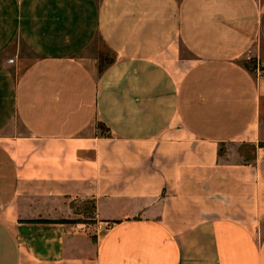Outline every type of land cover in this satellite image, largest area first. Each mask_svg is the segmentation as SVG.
I'll list each match as a JSON object with an SVG mask.
<instances>
[{
  "label": "crops",
  "instance_id": "crops-1",
  "mask_svg": "<svg viewBox=\"0 0 264 264\" xmlns=\"http://www.w3.org/2000/svg\"><path fill=\"white\" fill-rule=\"evenodd\" d=\"M263 68L264 0H0V264H264Z\"/></svg>",
  "mask_w": 264,
  "mask_h": 264
},
{
  "label": "rangeland",
  "instance_id": "rangeland-1",
  "mask_svg": "<svg viewBox=\"0 0 264 264\" xmlns=\"http://www.w3.org/2000/svg\"><path fill=\"white\" fill-rule=\"evenodd\" d=\"M99 56L101 60L108 59V57H105L103 54H100ZM246 65L251 68L252 66L255 65V61L251 60L250 58L249 62H246ZM244 149L247 151V153H250V147H245ZM69 204L72 206V211H73V214L70 215L69 217H72L75 220L87 221L90 217L93 216V208H92L93 201L92 200L75 199L69 202Z\"/></svg>",
  "mask_w": 264,
  "mask_h": 264
},
{
  "label": "trees",
  "instance_id": "trees-1",
  "mask_svg": "<svg viewBox=\"0 0 264 264\" xmlns=\"http://www.w3.org/2000/svg\"><path fill=\"white\" fill-rule=\"evenodd\" d=\"M110 61V59L108 58L107 60H101V58H100V66H99V69H100V71L102 70V67H103V65H104V62L106 63V62H109ZM261 145H264V143H261ZM94 207H95V205H94V202H93V205H92V208H93V210H94ZM92 219H88L87 221H85V220H72V219H63V220H60V222H92L91 221Z\"/></svg>",
  "mask_w": 264,
  "mask_h": 264
},
{
  "label": "built area",
  "instance_id": "built-area-1",
  "mask_svg": "<svg viewBox=\"0 0 264 264\" xmlns=\"http://www.w3.org/2000/svg\"><path fill=\"white\" fill-rule=\"evenodd\" d=\"M258 75H264V68L263 69H258L257 70Z\"/></svg>",
  "mask_w": 264,
  "mask_h": 264
}]
</instances>
